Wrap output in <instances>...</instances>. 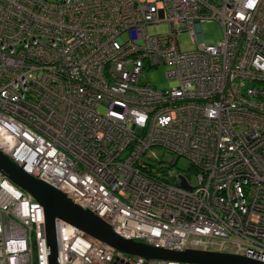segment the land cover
Returning <instances> with one entry per match:
<instances>
[{"label":"built area","instance_id":"obj_1","mask_svg":"<svg viewBox=\"0 0 264 264\" xmlns=\"http://www.w3.org/2000/svg\"><path fill=\"white\" fill-rule=\"evenodd\" d=\"M159 66L167 89L140 80ZM0 152L124 240L264 263V0H0ZM55 241L58 264H181L59 219ZM48 257L42 207L0 172V264Z\"/></svg>","mask_w":264,"mask_h":264},{"label":"water","instance_id":"obj_2","mask_svg":"<svg viewBox=\"0 0 264 264\" xmlns=\"http://www.w3.org/2000/svg\"><path fill=\"white\" fill-rule=\"evenodd\" d=\"M0 172L11 183L31 195L42 207L45 237L49 249V264H58L55 241V221L58 219L80 229L93 239L107 243L126 254L146 260H164L181 264H264L228 253L192 250L178 253L135 243L131 239L124 240L113 233L109 225L88 209L81 210L63 193L34 179L1 152ZM183 185L186 186L185 182Z\"/></svg>","mask_w":264,"mask_h":264},{"label":"rangeland","instance_id":"obj_3","mask_svg":"<svg viewBox=\"0 0 264 264\" xmlns=\"http://www.w3.org/2000/svg\"><path fill=\"white\" fill-rule=\"evenodd\" d=\"M50 2H56L60 0H48ZM198 34V43L204 44L205 46L217 45L222 41L223 33L222 27L216 21H202L196 27ZM168 30L167 26L164 24L158 27H149V33H166ZM179 43V48L182 52H191L197 48L196 44L193 42L192 36L185 32L177 36ZM167 68L165 66H159L155 69H151L144 72V75L140 77L142 82H146L148 85L154 87L157 90L167 89L169 87L165 72ZM102 110V109H100ZM180 164V162H179ZM219 246V245H218Z\"/></svg>","mask_w":264,"mask_h":264}]
</instances>
